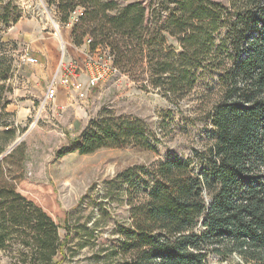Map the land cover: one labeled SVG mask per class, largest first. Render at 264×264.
Instances as JSON below:
<instances>
[{"label": "trees", "instance_id": "16d2710c", "mask_svg": "<svg viewBox=\"0 0 264 264\" xmlns=\"http://www.w3.org/2000/svg\"><path fill=\"white\" fill-rule=\"evenodd\" d=\"M125 1L46 3L62 24L76 14V47L105 51L119 73L163 97L194 100L207 131L186 159L106 181L110 200L122 187L128 209L105 264H207L212 255L264 264V0ZM3 46L0 35V155L20 131L5 111L14 69ZM151 136L139 118L107 111L89 119L70 150L152 149ZM24 159L19 144L0 160V251L12 264H57L68 234L61 240L60 225L17 189Z\"/></svg>", "mask_w": 264, "mask_h": 264}, {"label": "rangeland", "instance_id": "374dc122", "mask_svg": "<svg viewBox=\"0 0 264 264\" xmlns=\"http://www.w3.org/2000/svg\"><path fill=\"white\" fill-rule=\"evenodd\" d=\"M116 1L120 5L126 2ZM138 1L148 6L149 0ZM0 14L8 18L0 23V35L3 49L13 58L12 77L20 64L26 67L25 74L35 72L39 77L30 88L29 99L15 94L12 111H7L11 113V121L20 120V131L15 137L20 140L14 148L21 144L25 153L23 167L17 174V189L60 225L61 240L68 234L61 253L55 257L57 264H105L109 247L117 239L114 229L118 223H124L128 209L122 187L118 193L114 191L117 199L110 200L112 193L106 181L130 167L148 166L167 157L191 156L192 149L202 145L207 131L200 120L202 113L192 110L195 102L191 98L172 101L145 80L132 79L123 73L106 75L95 87L86 90L84 98L74 94L71 101L56 99L45 103L43 93L48 78L43 75L47 72L50 77L61 60L67 58L64 39L68 32L71 35V22L76 14L70 23L62 24L46 0H0ZM50 35L58 38V45L48 51L43 43ZM87 54L94 59L107 57L101 50H88ZM24 56L35 61L27 62ZM74 61L81 67L80 75L84 74L86 56L77 54ZM83 79L82 82L87 80L86 74ZM8 95L7 92V101ZM107 111L116 118H139L153 136V148L129 145L101 148L91 154L70 150L71 141L89 119ZM237 262V258L212 255L207 264ZM12 263V254L0 251V264Z\"/></svg>", "mask_w": 264, "mask_h": 264}, {"label": "built area", "instance_id": "2783aa9c", "mask_svg": "<svg viewBox=\"0 0 264 264\" xmlns=\"http://www.w3.org/2000/svg\"><path fill=\"white\" fill-rule=\"evenodd\" d=\"M75 20V19H74ZM90 39L86 40L89 43ZM27 62L33 63L32 57H23ZM85 74L87 80L82 82L80 79V66L74 60H61L59 68L55 71L54 76L46 85L44 91V102L53 101L57 94V84H62L73 90L79 98H84L86 90L95 87L108 74H118V69L112 64L109 56L104 59H94L91 56L86 57ZM43 102V103H44Z\"/></svg>", "mask_w": 264, "mask_h": 264}, {"label": "crops", "instance_id": "0c3cea01", "mask_svg": "<svg viewBox=\"0 0 264 264\" xmlns=\"http://www.w3.org/2000/svg\"><path fill=\"white\" fill-rule=\"evenodd\" d=\"M57 45H58V38L55 37L54 35L47 36L45 38V42L43 43V46H45V48L48 51L49 50H54L55 48H57ZM64 46H65V49L67 50V58H65V60H71V59L75 60L77 54H79V55L80 54H84L86 57L88 56V54H87L88 48H86L84 46L76 47L74 45V43L72 42V38H71V35H70L69 32L66 34V37L64 39ZM52 53H53V51L50 52V54H52ZM84 60L85 59L83 58L82 61H84ZM24 71H26V67L25 66L22 67L21 64H20V66H17V68L15 70L14 77H12V79H10L8 81L10 83V85H11L12 91L8 92V94H9L8 95L9 103L6 104V107H5V111L6 112L7 111L8 112L12 111V109H10V106H12L13 101H14V100H12V96H14L15 94L19 95V93H20L23 97H25L26 99H29L28 94L30 92V88L32 86H34V82L36 80H39V77L35 74V72L31 73V74H25ZM55 71H56V68L52 72L50 77L47 74V72H45L43 77L45 76L46 80L48 78V82H49L50 79L53 77V74H54ZM85 73L86 72H84V74ZM84 74L80 75V79L81 80H84L83 79L84 78ZM46 85H45V88H46ZM45 88H44V91H45ZM56 88H57V94H56L55 99L53 101H55L56 99H60V101L63 100V99H69L67 101H71V99L73 98L74 94H76L73 90L69 89L68 87H66V86H64L62 84H57ZM19 121H20L19 119L18 120L16 119V121L14 120L13 121V125L18 127Z\"/></svg>", "mask_w": 264, "mask_h": 264}, {"label": "water", "instance_id": "95a60500", "mask_svg": "<svg viewBox=\"0 0 264 264\" xmlns=\"http://www.w3.org/2000/svg\"><path fill=\"white\" fill-rule=\"evenodd\" d=\"M19 138L18 139H15L14 140V142L10 145V146H8V148L6 149V151L5 152H3L1 155H0V160L4 157V156H6L18 143H19Z\"/></svg>", "mask_w": 264, "mask_h": 264}]
</instances>
